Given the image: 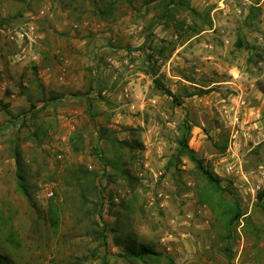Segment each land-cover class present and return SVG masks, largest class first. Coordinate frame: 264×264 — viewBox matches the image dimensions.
<instances>
[{
	"label": "rangeland",
	"instance_id": "obj_1",
	"mask_svg": "<svg viewBox=\"0 0 264 264\" xmlns=\"http://www.w3.org/2000/svg\"><path fill=\"white\" fill-rule=\"evenodd\" d=\"M0 144V264H264V0H0Z\"/></svg>",
	"mask_w": 264,
	"mask_h": 264
},
{
	"label": "trees",
	"instance_id": "obj_2",
	"mask_svg": "<svg viewBox=\"0 0 264 264\" xmlns=\"http://www.w3.org/2000/svg\"><path fill=\"white\" fill-rule=\"evenodd\" d=\"M238 46H242L240 43L238 44ZM150 74L152 75H156L155 71L152 70V67L150 68ZM154 83L155 86L164 91L168 96L172 97L173 101L175 103L178 102L176 95L168 88L166 87L164 84H162V82H160V80H157V78L154 79ZM181 105V104H180ZM181 149L184 150L187 155L189 156V158L195 162L197 169L200 170V172L206 177V179L211 183L214 184V186H216L218 189L222 190L221 186H220V179L210 170H208L203 163L196 157V153L190 149L189 144H188V140L187 138H184L181 143H180ZM15 158H16V163H17V175H18V184L20 189H22L23 186H21V181H22V166H21V154L19 152H15ZM258 199L259 202L261 203V207L264 211V189L261 190L258 194ZM231 212L233 214L232 216V221L233 222H237L239 220V218L242 216V213L240 211L239 206H235L234 208L230 209Z\"/></svg>",
	"mask_w": 264,
	"mask_h": 264
},
{
	"label": "crops",
	"instance_id": "obj_3",
	"mask_svg": "<svg viewBox=\"0 0 264 264\" xmlns=\"http://www.w3.org/2000/svg\"><path fill=\"white\" fill-rule=\"evenodd\" d=\"M36 51H37V54L39 55V48L38 47H36ZM38 55H37V57H38ZM37 57H35V59H37ZM37 63L35 62V65H36ZM42 83V82H41ZM43 83H44V85L47 87V85L49 84V83H47V82H45V81H43ZM71 97L70 96H68V95H65V96H62V95H60V96H58V99L55 101V100H53V99H51L52 101L50 102V105H51V107H52V109H53V111H57L59 114L60 113H62V112H64V111H68L69 109H66L65 110V103H67V102H71L72 100L70 99ZM75 99H73V101H74ZM58 101H63L64 102V105H60L59 104V102ZM66 108H68V107H66ZM73 110L71 109L70 110V112H72ZM74 112V111H73ZM69 113V112H68ZM77 126L76 125H74V124H69V123H64V130L65 131H73L75 128H76ZM4 148H6V145H4V144H0V149H4ZM16 152V151H15ZM5 157H2L1 155H0V162H1V160H3ZM11 160L12 161H16V158H15V155H14V157L12 156V158H11Z\"/></svg>",
	"mask_w": 264,
	"mask_h": 264
},
{
	"label": "built area",
	"instance_id": "obj_4",
	"mask_svg": "<svg viewBox=\"0 0 264 264\" xmlns=\"http://www.w3.org/2000/svg\"><path fill=\"white\" fill-rule=\"evenodd\" d=\"M21 36H23V34H21ZM45 194L48 198H52L54 196V191L50 189L49 187H47L45 189Z\"/></svg>",
	"mask_w": 264,
	"mask_h": 264
}]
</instances>
